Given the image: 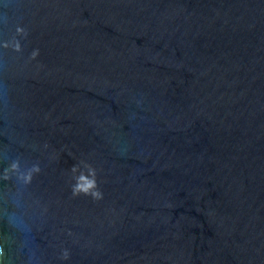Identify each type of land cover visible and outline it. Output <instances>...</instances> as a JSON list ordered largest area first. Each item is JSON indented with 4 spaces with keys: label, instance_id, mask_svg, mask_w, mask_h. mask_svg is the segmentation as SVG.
Returning a JSON list of instances; mask_svg holds the SVG:
<instances>
[{
    "label": "water",
    "instance_id": "1",
    "mask_svg": "<svg viewBox=\"0 0 264 264\" xmlns=\"http://www.w3.org/2000/svg\"><path fill=\"white\" fill-rule=\"evenodd\" d=\"M0 264H264V0H0Z\"/></svg>",
    "mask_w": 264,
    "mask_h": 264
}]
</instances>
